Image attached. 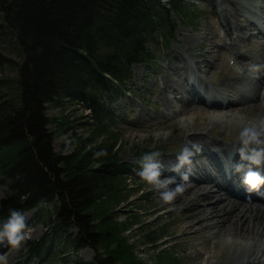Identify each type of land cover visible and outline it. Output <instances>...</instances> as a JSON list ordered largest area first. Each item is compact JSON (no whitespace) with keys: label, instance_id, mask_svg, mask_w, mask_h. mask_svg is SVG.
<instances>
[{"label":"trees","instance_id":"trees-1","mask_svg":"<svg viewBox=\"0 0 264 264\" xmlns=\"http://www.w3.org/2000/svg\"><path fill=\"white\" fill-rule=\"evenodd\" d=\"M165 5L160 0H0V48L7 45L20 58L16 62L0 49V66L16 75L12 82L0 78V185L6 187L0 220H7L11 209L35 210L53 233L32 242L29 256L43 261L54 241L62 236L69 241L66 231L75 228L71 244L104 250L95 264H144L124 236L132 218L113 217L125 201L122 184L130 169L106 135L115 121L107 102L127 90L133 65L152 63L154 51L171 44L173 15L184 23L199 17L184 0ZM63 102L89 111V137L105 135V141L67 149L64 156L54 153L46 109ZM153 151L137 150L135 156ZM100 152L106 154L97 156ZM155 232L144 235L152 245ZM159 232L162 237L163 228ZM155 257L153 264H178L165 251Z\"/></svg>","mask_w":264,"mask_h":264},{"label":"bare ground","instance_id":"bare-ground-1","mask_svg":"<svg viewBox=\"0 0 264 264\" xmlns=\"http://www.w3.org/2000/svg\"><path fill=\"white\" fill-rule=\"evenodd\" d=\"M210 1L222 33L204 29L197 36L200 49L207 56L203 63L205 67L209 66L208 72L200 69V63L191 61L196 58L194 53L182 49L185 55L176 59L178 63L174 67L167 66L168 73L160 79V88L156 87L161 103V109L157 110L159 118L143 120V112L133 110L128 133L132 137H137V132H144L146 137L153 134L158 140L161 131L175 125L173 118L181 116L178 122L182 131L180 134L186 138L185 144L199 142L203 151L192 158L193 167L189 180L185 182V190L171 203H163L159 194L152 191L157 205L152 212L181 211L184 215L179 221V230L193 240L192 253L201 252L207 260L219 257L220 264H264V197L253 193L247 200L245 196L249 194L240 183L238 187L233 184L234 180L240 182L243 174L235 172L233 167L240 162L238 153L233 156L238 136L232 143L229 142L231 144H223L214 136L217 131L224 132L228 128L233 131L241 123L264 118V53L243 59L234 48L243 39H258V36L248 32L247 27H254L264 39V21L258 20L259 16L255 13L257 9L264 12V0H256L259 6L243 0ZM235 35L237 37L234 38ZM227 39L232 40L230 45ZM190 41L186 39L184 44L191 45ZM215 41L219 44L216 45ZM222 56L230 58V66L221 60L220 65H216L215 62ZM254 67L259 71H253ZM211 72L223 74L217 84H211L218 88V92L211 90L206 83ZM191 73L195 76L193 81L188 78ZM198 122H201L202 130L196 127ZM160 153L161 164L168 168L176 163L180 151L173 155ZM255 170L264 174V167ZM165 177L175 178L170 187L180 182V176L175 172L164 170L161 178ZM140 181L146 183L142 178ZM261 192H264V186ZM203 232L209 234L195 243ZM6 247L7 242L0 244V254ZM191 257L197 259L196 255L191 254Z\"/></svg>","mask_w":264,"mask_h":264},{"label":"rangeland","instance_id":"rangeland-1","mask_svg":"<svg viewBox=\"0 0 264 264\" xmlns=\"http://www.w3.org/2000/svg\"><path fill=\"white\" fill-rule=\"evenodd\" d=\"M243 1L248 4L250 3V5H260L256 0ZM160 2L166 6L167 0H160ZM184 2L189 8L197 11L199 17L193 21V23H184L179 17L173 15L175 20V31L171 44L166 48L159 47L156 49L154 51V60L152 63L133 65L131 67L130 81L126 87L127 90H125V92H118L116 96L112 97L111 102L109 100L107 102L109 109L112 110L115 121L114 127L111 128L106 135L111 136L113 142H115L114 150L118 151L117 155L130 169L127 180L123 181L122 184V188H124L122 196H125V201L116 209L113 217L118 222H125L127 218H132L129 219V222L133 223V225L130 227V230L124 233V236L128 240V243L134 246L136 257L144 262V264H153V259H156V254L162 251L173 254L177 258L178 264H220L221 262L219 257L207 260L201 252L200 254L199 252L192 253L193 240L187 238V235L179 230V221L184 215L181 211L159 210L152 212L154 208H157L152 196L153 190L146 183H142L140 181L141 178L137 175L140 170V165L138 163L140 158L135 156L137 150L144 149L151 151L154 149L157 152L160 151L168 155L177 154L182 150L186 142L185 136L180 134L182 131L178 122L182 117L178 116L177 118H173L176 121L175 125L161 131V136L158 140H156L153 134L146 137L144 132H137V137H132L128 133V127L130 125L129 120L132 117L131 113L133 110L137 113L142 111L144 114L142 117L143 120L149 121L153 118H159L157 110L161 109V103L156 94L159 93V91H156V87L160 88V79L168 73L167 66L174 67V65L178 63L176 59L185 55L182 49L196 55V58L191 59V61L193 63L197 62L198 65L200 63L199 66L201 70L205 72L209 70V66L205 67V63H203L205 59H207V56L203 50L200 49L197 36L199 34L201 35L204 29L211 33H222V29L218 24V18L214 12V7L210 0H184ZM255 13L259 16L258 20L264 21V12H262L261 9L255 10ZM252 19L255 20L254 17H252ZM247 30L249 33L258 36V39L254 37L248 40L243 39L237 44L238 46L234 47L243 59L255 58L264 53V45H260V43H264L262 36L258 35L254 27H247ZM235 37H237V35H235L234 38ZM186 39L189 41L191 40L190 42L192 44L185 45L184 41ZM226 41L229 45L232 42V40L228 39ZM215 44L218 45L219 41H215ZM0 49H2L4 56L10 57L16 62L20 60V58L9 49V46L2 44ZM229 59V57L222 56L221 59L215 63L216 65H220L221 60V62L230 66ZM232 64L233 61L231 62V65ZM1 68L0 78L4 77L12 82L16 76L13 69L7 68L6 65ZM222 75V73L215 74L213 72L207 75L208 79L206 78V83L207 85L209 84L211 90L218 92V88L211 84H217L222 78ZM188 78L193 81L195 76L191 73L188 75ZM201 86L203 88L205 87L204 84ZM63 103L61 107L47 106L46 109L48 119L50 120L47 129L54 135L52 142L54 153L64 156L69 153L65 152L67 149L76 152L75 150L79 147L84 146L83 148H88L98 142L102 143L105 141V135L97 140L89 137L90 127H88V124L92 122L89 111L83 109L80 105L69 102ZM63 120H65V125L61 124ZM200 124L201 122H198V126L196 127L202 130L203 128ZM238 132L239 128L233 131L228 128L224 132L217 131L214 136L215 138H219L223 144H231L238 136ZM164 135H167L168 138L166 136L164 137ZM77 142H83L84 144L79 145ZM188 167L191 169L193 166L191 164ZM5 192L6 187L1 184L0 199L4 196ZM203 205L204 204H201V206ZM158 206L161 207L160 205ZM22 214L26 219V239L18 249L11 247L7 252V249L10 248V246L7 245L5 250L2 251L0 256L4 252H7L2 255V257L6 259V264H95V259H102L105 257L104 250L98 245H96L95 248L85 247L78 249L71 244L69 241L73 239L77 233L75 228H69L68 231H66L69 241H67L64 236L54 241L50 253L44 257L43 261L29 256L27 250L32 242L39 240L43 235L53 236V233L51 229H47V227L35 217V210L22 212ZM133 219L143 224H137ZM5 221L6 220H0V224ZM160 228H163L164 232L162 237L158 236ZM153 230H156L155 236H157V242L152 245L147 242L144 235L146 232H152ZM208 234L209 232H203L202 235L195 240V243H199V241ZM222 238L224 239L225 237ZM208 249L211 251V248ZM191 254L196 255L197 259L194 260Z\"/></svg>","mask_w":264,"mask_h":264},{"label":"clouds","instance_id":"clouds-1","mask_svg":"<svg viewBox=\"0 0 264 264\" xmlns=\"http://www.w3.org/2000/svg\"><path fill=\"white\" fill-rule=\"evenodd\" d=\"M253 71H259V68L254 67ZM238 127V142L234 146L233 156L238 153L240 162L233 167L235 172L243 173L240 186L249 194V200L253 193L264 197V192H261L264 186V174L255 170L264 167V118L241 123ZM202 151L203 146L199 142L189 141L177 155L176 163L168 168L161 164L160 152H146L138 161L140 170L137 175L159 194L163 203H171L178 194L185 190V182L189 180L191 169H186L185 166L191 165L192 158ZM105 154L100 152L96 155ZM164 170L175 172L180 176V182L176 183L175 187H170L175 181L174 177L161 178ZM25 229V216L20 211L11 209L7 220L0 224V244L7 242L8 246L18 249L26 239ZM0 264H6L4 257H0Z\"/></svg>","mask_w":264,"mask_h":264}]
</instances>
